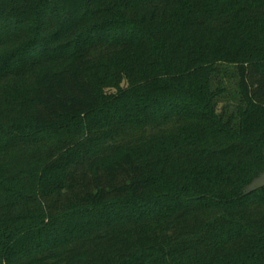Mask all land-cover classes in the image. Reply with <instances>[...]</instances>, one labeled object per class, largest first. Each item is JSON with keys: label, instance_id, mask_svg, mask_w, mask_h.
I'll use <instances>...</instances> for the list:
<instances>
[{"label": "trees", "instance_id": "16d2710c", "mask_svg": "<svg viewBox=\"0 0 264 264\" xmlns=\"http://www.w3.org/2000/svg\"><path fill=\"white\" fill-rule=\"evenodd\" d=\"M264 0H0V264H264Z\"/></svg>", "mask_w": 264, "mask_h": 264}, {"label": "water", "instance_id": "95a60500", "mask_svg": "<svg viewBox=\"0 0 264 264\" xmlns=\"http://www.w3.org/2000/svg\"><path fill=\"white\" fill-rule=\"evenodd\" d=\"M261 188H264V172L256 177L248 187L250 192L256 191Z\"/></svg>", "mask_w": 264, "mask_h": 264}]
</instances>
